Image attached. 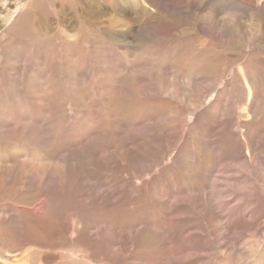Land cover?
<instances>
[{"label": "bare ground", "instance_id": "bare-ground-1", "mask_svg": "<svg viewBox=\"0 0 264 264\" xmlns=\"http://www.w3.org/2000/svg\"><path fill=\"white\" fill-rule=\"evenodd\" d=\"M213 8L191 24H170L153 0H27L16 8L0 36V239L19 254L0 264H221L208 259L212 249L231 253L239 235L264 233V53L221 88L234 62L205 59L199 38L230 45L243 34L231 12L216 19ZM146 32L154 41L139 43L135 34ZM25 35L32 44L17 53ZM89 37L100 43L87 46ZM93 91L100 98L91 104ZM246 96L236 114L233 99ZM67 99L81 115L61 135ZM59 150L58 160L45 158ZM255 261L264 264V252Z\"/></svg>", "mask_w": 264, "mask_h": 264}, {"label": "rangeland", "instance_id": "rangeland-1", "mask_svg": "<svg viewBox=\"0 0 264 264\" xmlns=\"http://www.w3.org/2000/svg\"><path fill=\"white\" fill-rule=\"evenodd\" d=\"M18 1H19V4H17ZM249 1H248L247 5H244V4L238 5L237 0H210L206 4L203 2V0H194L195 5H193V4L186 3V0H182V1L181 0H163L162 2H160L158 0H153V5L161 11H162L163 7L166 8L165 14L168 17H170V21H169L170 24L177 22V21H181V20L183 21V20H185L184 19L185 17L189 18V24H191L192 15L196 14L197 17H199V15L200 16L205 15L206 13L209 12V9L213 8V5H214L213 9L215 11L216 19H218L219 17L226 16L230 12L237 18V26H238L240 33L243 34L244 46H243L242 38H236L233 42H229L230 45L220 43V41H213V39L210 40L208 37H200L199 38L200 45H202L201 48L203 49L202 56H204L205 59L213 58V55H219V57L221 56L220 58H221L222 64H225L227 62V60L229 62H232V61L234 62V64L232 66H230L231 68L229 67L226 70L225 75H224V79L220 84L221 88H224L226 86V84L229 82V80L234 76L235 72L241 66H243L245 64V62L247 61L248 58H250V56L264 53V5H263L264 0H254L255 4H250V5H249ZM23 2L25 3V2H27V0H22V1L21 0H13V1L9 0V3H8V7L10 6L9 8H7V7L3 8L0 4V36L7 29V27L10 25L11 21L14 19L13 18L14 16H12V13L15 12L16 8H18L20 5H22ZM199 3L200 4L204 3L205 5L204 6L202 5L203 7L201 6L202 8H200L198 6V5H200ZM232 3H234V5ZM228 4H229V6H228ZM232 5L234 7V10L232 9ZM142 8L148 12L153 11L152 7L147 6V5H143ZM69 9H70V5H69ZM71 11L72 10H70V15L68 18L69 20L67 21L66 24L68 26V29L74 30L75 34H76L79 32V27H78L77 23L75 22V20L72 18ZM220 11H222V12H220ZM130 12H132V11L131 10L128 11V16L126 17V19L124 21L127 23L128 26L133 25L132 26V28H133L134 26L137 25L136 22H138V21L136 20L135 15L130 14ZM179 16H181L182 18H180ZM120 20H122V16H120ZM144 22L150 23V22H152V19L148 20V21H144ZM186 24L187 23H184L181 25V30H185L187 28ZM123 31L127 32L126 28H122V36L120 37L122 43L124 41ZM25 37H26V35L23 36L22 38H20L18 40V42H15V44L17 46L14 49H16L15 51H17V53L18 52L19 53L24 52V49L30 47V45L32 44V40L29 37H26L27 39ZM85 37H86V34L82 35L80 38H78L79 46H84V43H82V42L85 39ZM145 37H147L150 40L155 39V36H153L152 33L150 34V32H146L145 34H142V35L135 34V38L139 43H141L143 40H145ZM54 39L58 43L62 42V37H61L60 33H58V32L55 33ZM127 40L130 41L131 44L135 43L134 38L131 36H128ZM88 41H89V43H88ZM88 41L85 42V44L87 43L86 45L89 47L91 46V42L93 44L100 43L96 37H93L92 39H91V37H89ZM156 41H159V40H156ZM203 41H206V43H205L206 45L203 44ZM223 41L225 42L224 39H223ZM4 43H2V44L0 43L1 44L0 47H2L4 45ZM172 43H173L172 41H170V42L169 41H165V42L162 41L159 43V45H163L167 49L168 47L173 46ZM20 44H21V47H19ZM156 45H158V44H156ZM254 45L255 46L257 45L259 48L262 47L261 48L262 50L261 51L256 50L257 48L255 49ZM14 53H13V55H14ZM117 53H120V52H117ZM121 53H122V51H121ZM194 53L192 52L191 54H189V56L190 57H192V55L195 56L196 53L195 54ZM5 55H7V57L11 58V56L9 55V51L7 53H5ZM196 64L190 65L185 71H183L181 77L190 76L192 74V72L195 70ZM96 73H97V70L94 69L92 71L90 80L92 78L96 77ZM93 75H95V76H93ZM60 88H62L61 85H60ZM66 91H69V89L66 88ZM99 92L93 91V93H94L93 98H92L93 102L91 104H93L94 102L95 103L99 102V100H98L100 98V96L98 95ZM249 98L250 99L248 101L247 100L248 97L247 96L245 97L246 101L244 100V102H246L247 104H245L244 102H239L238 99H233V103H234L233 105H235L234 109H236L235 110L236 114L243 111V108L250 103L252 96H250ZM29 99H30L29 102L32 104L31 106H33L34 103L32 102V98L30 97ZM70 102L71 101L67 99V104H66L67 107L65 106L66 115L64 117H66L65 120L68 124H67V127H65L66 125H63V127L60 128V132L58 131V134L61 133V135L64 132H66L68 129L73 127V125H71L70 123L77 120L81 115L80 112H78V110H76L73 106H71ZM241 106H243V107H241ZM34 107H36V104ZM242 119H243V117L240 116V120H242ZM43 128L46 129V127H42L41 130H43ZM64 129H67V130H64ZM96 130H98V131H96ZM55 131H53L51 129L47 133L50 135V137H55V134H54ZM93 133H94V135H98L101 133V131H100V129L95 128L94 131L91 132V135ZM61 151L62 150H59V152H57V153H54V151H53L52 153H49V154H47L48 153L47 152L45 158L50 160V157L56 156L57 157L56 160H58V157L60 158V155L62 156ZM172 157H173V153L165 155L163 158V162L164 163L170 162ZM110 178L113 180L114 177H111V176L108 177L109 181H110ZM249 233H247V236L239 235V238H237V241H235L236 244L233 247V251L231 253H229V252L225 253L223 250H220V249H218V247H216L214 250L212 249L209 252L210 256L208 257V259L213 260V261L218 262V263H221V264H226V263H230V262H232V260L238 259L240 256L244 255V259H242V260L239 259L238 262H236L235 264H255V262H256L255 260L258 257H260L261 253L264 252V233H261L262 235H259L255 238L252 237ZM3 238L4 239H2V238L0 239V244H1L0 245V260L5 261L6 257H16V255H18L19 253H12L9 244L8 243L6 244L7 241H6L5 236ZM258 240H259V242L255 247V244ZM20 245H21V242H20ZM5 247H7V248H5ZM58 263H59V261H56L54 264H58Z\"/></svg>", "mask_w": 264, "mask_h": 264}]
</instances>
